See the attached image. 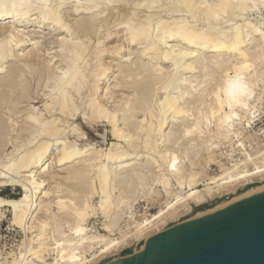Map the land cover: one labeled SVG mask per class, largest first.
<instances>
[{
    "label": "bare ground",
    "instance_id": "6f19581e",
    "mask_svg": "<svg viewBox=\"0 0 264 264\" xmlns=\"http://www.w3.org/2000/svg\"><path fill=\"white\" fill-rule=\"evenodd\" d=\"M68 5L67 0L56 3H52V0H0V12L7 13L0 15V108L4 107L3 102L8 101L7 96L20 94L14 99L19 101L10 105L11 110L19 113L18 104L21 101L29 102L30 109L24 112V119L33 128L30 133L34 130L31 134H36L30 137L29 142L26 141L27 144L24 142L19 146L16 149L18 152L11 155L7 162L0 164V183L11 181L22 188V194L16 199L0 196V219L3 208L9 206L13 223L26 234L24 249L18 254L19 260L15 258L13 264L105 262L118 256L122 250L144 244L152 233L160 231L162 225L176 219L181 213L191 212L195 205L224 198L212 208L199 211L194 216L201 217L247 198L248 190L236 195L246 186L250 189L264 184V150L258 152L257 156H245L238 162L230 163L231 166L224 164L219 174L206 179L199 178L200 174L193 169L188 171L184 164L190 161L193 165L192 156L202 150L196 145L203 146L209 153L213 152L218 147L217 141L224 135L227 137L234 133L240 136L242 132L235 128L244 119L251 123L249 115L253 112L245 114L255 99L254 86L260 78L264 79V69L261 67L262 70H258L255 66L257 62L264 61V0H77L72 8L73 14L84 13L89 15V19L80 18L74 23L64 11ZM35 15L37 23L33 24L32 16ZM29 25L36 26V31H33L37 33L46 25L58 31V52L66 60L63 68L61 61L60 65H55L56 72L52 77L54 85L48 90L49 97L45 103L47 114L36 111L37 107L32 102H36L38 96L28 95L27 89L21 87L19 82L23 75L21 72L28 67L24 66L41 59L36 53L29 55L18 52L24 45L32 44L18 29H27ZM110 25L115 30L124 31V39L129 45L141 44V57L145 59V56L148 60L122 70L126 78L124 85L133 94L115 109H110L99 93L101 81L109 76L111 69V65L105 61L106 55L120 53L124 47L121 44L107 46L106 42L113 37L114 31L109 29L104 33L102 29ZM93 36L95 41H92ZM35 41H32L33 45L37 43ZM179 43L184 47H180ZM56 56H48L49 59L45 60L49 67ZM9 63L10 66L7 65ZM166 63L169 64L168 68L163 65ZM183 73L186 76H182ZM187 73L191 75L187 76ZM177 74L182 78L177 77L179 81ZM217 76L222 78L215 82L210 93H194L197 90L200 92L202 84L208 86ZM198 78L199 85L194 84ZM157 84H161L158 88L163 93L158 99V92H155L158 91ZM183 84L186 86L183 87ZM208 96L212 98L210 102H207ZM196 102H200L199 105ZM200 105L204 108L200 109ZM195 107L199 108L200 116L193 113ZM140 112L146 113V116L137 121L135 118ZM243 112L244 115L241 114ZM79 115L88 124L107 123L117 141L113 140L107 149L80 147L76 140H72V137L82 140L86 135L78 122ZM179 118H183L180 125ZM27 126L30 128V125ZM199 139L201 142H193ZM237 141L236 147L241 150L239 147L242 143ZM54 147L58 148L55 158L60 166L83 159L85 165L78 164V169L79 165L84 167L79 173V170L73 173L74 169L67 171L82 175L85 179L88 172L93 170L95 176L92 177L97 181H89L92 184L90 190L86 187L88 192L85 194L83 188V195L76 190H71L69 194L76 184L67 188V195H54L56 198L52 204L56 205L57 211L52 208L51 202L39 201L40 197L51 195L46 189V181L38 178V174L50 170L47 162ZM144 153H147V160L142 162ZM151 164L161 171L156 178L144 174ZM73 167L76 168V165ZM11 174H16V178ZM78 178L75 181L78 182ZM151 182L152 185L148 187ZM154 184L162 186L161 190L174 198L167 200L166 207L152 217L135 221L134 225L116 236V229L121 228L123 210L131 212L138 194L143 193L146 199L151 198L156 192L153 190ZM198 184H202L203 188H198ZM84 194L85 198L82 199L80 196L84 197ZM94 194L99 197L96 203L92 200ZM42 210L46 217L36 218L44 214ZM96 210H100L105 217L103 230L107 233L92 231L88 227V218ZM61 213L70 215L73 222L64 221L65 217L59 216Z\"/></svg>",
    "mask_w": 264,
    "mask_h": 264
},
{
    "label": "rangeland",
    "instance_id": "374dc122",
    "mask_svg": "<svg viewBox=\"0 0 264 264\" xmlns=\"http://www.w3.org/2000/svg\"><path fill=\"white\" fill-rule=\"evenodd\" d=\"M57 1L58 0H52V3H56ZM76 1L77 0H67V2H69V5L66 8V10L64 9V11L68 14L69 18L72 20V23L79 21L80 18L81 19H87L89 17V15L88 16L86 14L84 15V13H81V14H79L77 16L73 14L72 8H73V5L76 3ZM81 1H85V0H81ZM67 10H69L70 15H69V12ZM36 16L37 15L32 16L33 17L32 18L33 19L32 20V23L33 24L37 23V19L35 20V17ZM85 16H86V18H85ZM252 16H257V14L256 15H252ZM99 20H97V23H98ZM27 27L30 30H28V28L25 29L26 27H22V28L21 27H18V29H20V31L22 30L21 31V34L23 33L29 39V41H30L29 43H32V44L30 46L24 45L20 49V51H18V52H22L23 54L25 53V54H29V55L30 54H33L34 55L36 53L37 56H41V59H40L41 61L38 60V61L34 62L35 65L37 64L36 65L37 66V69L35 68L36 66L34 64H31V63L26 64L24 67H27V65H28V67L27 68H24L26 70H23V72H21L24 76L21 75L22 78L19 76L20 77L19 78V82H21V87L27 89L26 92L28 93V95H30V96H32V95L38 96V99H36V102H32V105L34 104V106L37 107L36 108L37 109L36 111H38V112L42 111L43 114H47V111L45 110L46 109L45 108V103H46V101L48 100V97H49L48 96V93H49L48 90H50L51 89V86L54 85L53 84L54 83L53 82L54 79L52 77L54 75L53 73L56 72L55 67L57 65H60L61 63H64L63 66L61 65V68L65 67L66 60L61 55V53L58 52L60 50V45L57 43L59 41H56L57 40V37H58V31L52 30L51 27H49V26L46 25L43 29H41V32H43V33H41L40 31L37 33V32H34L33 31V29L34 30L36 29V26L29 25ZM106 27H105L106 29H104V28L102 29L104 33H105L106 30L108 31L109 29L112 32L114 31L113 32L114 33L113 37L106 42L107 43V46H109V47H115V46H117L119 44H121V45L124 46L122 48V51L120 50V53H114V54L113 53H109L108 55H106L105 61L108 64L111 65V69L109 71V76L107 78H105L104 80L101 81V85H100L101 88L99 89V93L101 94V98L104 99V101H105L106 104L108 103L107 106L110 109H112V108L115 109V107L118 108L120 105H122L121 103H124L123 102L124 99H128L130 97L129 95L133 94V91L132 90H129L124 85L125 84L124 83V80H126V78L124 77L125 74H124V72L122 70H125V68H129L130 65H131V67H135V66H137L140 63V61H143V60L144 61H148V60L146 59L145 56H144V58L146 60L145 59H142V57H141V53L143 51L141 44L129 45L128 41L126 42V39H124V31H122V30H115V28H113V25L106 26ZM0 29H2V28L0 27ZM26 33H28V34L26 35ZM30 39H32V40H30ZM35 40H37V41H35ZM32 41L37 42L36 44H34L35 46L33 45V42ZM92 41H95V36H93V40ZM170 44H178V43L171 42ZM179 45H180V47L181 46L184 47V45H182L181 43H179ZM177 47L179 48V46H177ZM32 50H34V51H32ZM36 51L38 52V54H37ZM47 55L50 56V58H52L53 56H56L57 55L59 58L57 56L54 57L53 60H52L51 65L49 67V65L45 61L46 59H49V58H47L48 57ZM57 59H58L59 62L56 61ZM63 60H64V62H63ZM55 61H56V63H55ZM60 61H61V63H60ZM124 61H126V62H124ZM43 62H45V63H43ZM262 62L263 63L257 62V64L255 65L258 70H262V68L264 69V65H263L264 64V61H262ZM11 63H9L7 65L10 66ZM17 63H18V61H16L15 64H17ZM47 65H48V67H47ZM163 65L164 66L166 65L167 68L169 67V64H167V63L166 64H163ZM30 66L32 67L33 70L32 69L30 70V68H31ZM25 72H27V73H25ZM177 75H178V76H176L177 81H179V79H182L181 78V75L182 76H186L184 73L181 74V75L180 74H177ZM190 75H191V73H187V76H190ZM25 76H27L26 78H28V77H31V78L30 79L29 78L26 79ZM46 76H47V78H50L51 77V79L45 78ZM217 77H216V80L210 82L208 84V86L206 84H205V86H204V84H202L203 86L199 87L200 89L202 88L201 91L198 92V90H197L194 93L196 95H198L200 93L205 94V93H207V91H208V93H210L212 91V89H214V86L216 85L215 82L216 81L219 82L221 80V78H222V77L219 76L218 77L219 79H218ZM32 78H33V80H32ZM40 78L41 79L43 78L42 79V82H41V79ZM44 79L47 80V83L45 82ZM192 79H196V77H192ZM199 79L200 78H198V80L195 81L194 84H198L199 85ZM37 81L40 83V86H39V84H38ZM26 83H28L29 86ZM46 84L47 85H50V87L48 86V88H47V85ZM212 84H213V86H212ZM256 84L257 85L254 86V89H255V99L252 102V105H251L252 107L250 106V109L252 108V110H250V109L247 110L248 111L247 113L245 111L246 114L244 112L241 113L242 115H244V114L247 115L248 113H250L249 111L253 112L251 115H249V117H250L249 120L251 121V123L248 124V121H246L247 119L246 120L244 119L242 121V124L236 126V128H235V129H238L239 128L238 129L239 132H242L240 134V136L239 135L237 136L236 134L234 135V133H231L227 137H225V135H224V137H222L220 139V141H217L218 142V147L215 148L213 152H210L209 153L207 150L203 149V146L201 148V145H196V148H199L200 150L201 149L202 150L199 151V153L196 154V156L195 155L192 156V158H194L193 159V165H191L190 161H186L184 163L186 165V169H188V171L190 169H193L194 171H196V172H198L200 174L199 175V178L204 177L206 179L208 177H211V175H217V174H219L220 171H222L221 168H222V166H224V164H226V166H231V164H228L226 162V159L224 158L225 153H227V152H231L233 155H236L235 156L236 159H237V156H239L240 159H243L245 156L249 157L250 155H252L254 157L255 155L256 156L258 155V152H260V151L263 152L262 150H264V79L263 78H260L257 81ZM159 85H161V84H157L156 87L157 88L160 87ZM182 86L185 87L186 85L183 84ZM209 86H211V87H209ZM157 88H156V90H157ZM209 89H211V90H209ZM160 90H161V88L160 89L158 88V91H155V92H158V96L156 97V95H155L156 99H158L163 94L162 91L160 92ZM259 93H260V96H259ZM19 95H17V96L15 95V97L14 96H12V97L7 96V100L8 101L5 102V103L3 102V106L4 107L0 108V111H1L0 112V121L1 122L3 121L2 124L0 123V128L2 126L5 129V130L3 128L0 129V164L1 163H4V162H7L8 158H11L15 154V152L16 153L18 152V151H16V149L18 150L19 146H21L24 142H25V144H27L26 141L30 140L31 138H33L36 135L35 134L33 136V134H31L34 130H31L32 132L30 133V129H33V128L31 127V124L24 119L25 118L26 110L28 111L30 109L29 108L30 107L29 102L26 101L27 102L26 103L25 101H21L20 104H18V109H20V112L19 113H16L15 114V111L14 110H11L12 109L11 108L12 106L10 107V105L15 104L16 101H19V99L14 100L16 97L17 98L20 97ZM211 96H208L207 97L208 98V101L207 102H210V99H212ZM11 101H13V102H11ZM198 103H200V102H196L195 104H198ZM7 108H9V109H7ZM199 108L200 109H203L204 106L200 105ZM199 108H196L195 107L193 109V113L195 114V116H200L199 113H198ZM12 111H14V112H12ZM11 112H12V114H11ZM140 113L137 115V117L135 118V120L137 119V121H140L141 119H143L146 116V113H144V112L141 113V114ZM13 114H15L14 116L17 119L13 116ZM9 117H11V118H9ZM182 119L183 118H179L178 119L179 125H180V122L182 121ZM78 122H79L80 125H82L83 130H84V132H85L86 135H85V137L82 140H80V139L77 140L78 138H74V137H72V140H74V141L76 140L77 144L80 147H88L89 146V147H93L94 149H96V148L97 149H101V147H102V149H107V148L110 147V145H111L110 143H113L112 142L113 140H114V142L117 141V140L115 141L114 136L111 135V132H110L111 129H109L110 127L107 126V123L99 122V123H90V124H88V123H86L84 121V119L81 118L80 115H79ZM24 125H25L26 128L24 127ZM27 125H30V128ZM181 127H183V126H181ZM170 128L171 127L167 128V131ZM2 130H4V131L2 132ZM22 130L23 131L25 130V131L23 132ZM26 132H28V133H26ZM17 133H19V135L21 134L20 135V138H19V135ZM23 133H25L26 136ZM1 134L3 136H1ZM28 134H30V135L28 136ZM17 135H18V138H17ZM22 135H23V138H21ZM206 135H207V133H206ZM40 137L41 136H39V138ZM23 139H25V141ZM237 140H240V142L242 143V146L240 147L241 148V151H239L237 149V147H236L237 146L236 143L238 142ZM193 142L196 143V142H201V141L199 139L197 141L196 140L195 141L193 140ZM56 149L58 150V148H55L54 147V151L55 152L53 151V153L49 157V161L47 162V164L48 163L50 164V167H49L50 168V170H49L50 173L48 171L47 173H42V174L39 173L38 174V175H40V176H38V178L44 179L46 181L45 182V185H47L46 186V189H48L50 191V193H51V195L49 197L52 196L51 198H49V197L46 198V197H43L42 196L43 198L40 197V200L39 201L40 202L43 201V203L44 202L46 203V202L49 201V202H51V205H53L52 204L53 199L55 200V198H56L54 195L57 196L58 193L59 194L61 193L62 195H64V193H65L67 195L68 192H69V190H67V188L70 189L71 188L70 186H72L73 184L74 185L76 184L75 186H77V183L79 181H81V179H82V181L79 183L81 186H79V184H78L79 187L77 186V188L75 186H72V188L70 189L69 194H71V190H76L75 192H77V193L80 192V191H81V193L82 192H85L86 187H87V189L90 190V187L92 185L91 183L93 181H94V183H97V181L95 180V177H92V175L95 176V174H94L95 172L93 170L89 171L88 172V176L86 175V177H85V179H87V180L89 179L88 181L85 180L82 175H79V174L75 175V174H73L75 172L77 173L78 170H79L78 171V173H79L81 171L80 169L84 168V167H82V165H85L84 164L85 162H83V159L81 161H79L80 163L79 162L78 163L76 162V163L68 164L66 166H60L58 164V162H56L57 161L56 160V158H57L56 157L57 156L56 155V153H57V150ZM146 154L147 153H144L142 155L141 159H143V161L142 160H140V161L145 162L147 160V156H145ZM187 162H188L189 165L187 164ZM251 163H252V161H250L249 164H251ZM78 164H82L81 166L79 165V169L77 168L78 167ZM75 165H76V168L77 169L75 167H73ZM1 167L2 166L0 165V168ZM67 169L69 171L71 169L73 171V169H74V171H73V173L72 172L70 173L69 171H67ZM160 173H161V171L159 170V168L158 167L155 168V166L153 164H151V166L149 167V170L148 171L145 170V173L144 174H146V176L149 175V177L151 176V178H156V175H158ZM25 175L27 176L28 173L27 174L25 173ZM68 175H70L72 179ZM74 175H75V177H74ZM15 176H16V174H15ZM15 176H14V174H11V177L14 178ZM80 176H82V177H80ZM87 177H90L91 180H90V178H87ZM23 178H25V176H23ZM67 178L71 182L73 180L75 181V179H77V178L79 180H78V182L76 180L75 181L76 183H74V181H73V183H71ZM89 181L91 183H89ZM1 182H2V180H1ZM2 183H0V196L2 198H6V199H16V198L20 197V195L22 194V188H21L20 185H14L13 183H11V181H10V183L9 182L8 183H4V184H2ZM69 183L71 185H68ZM85 183H87V184H85ZM174 183L173 184L176 187L177 184H176V182H174ZM82 184H84L83 185L84 187L82 186ZM86 185H88V186H86ZM151 185H152V182L149 184L148 187H150ZM80 187H82V189ZM175 187L173 188L174 190H176ZM197 187L198 188H203V185L202 184H198ZM62 188H63V191H62ZM161 189H162V186H159V185L154 184L153 185V190H155L156 192L154 193V195L152 194V197L151 198L149 196V199H148V197L146 199V197L143 196V193L138 194L139 197L136 198V200L133 201L131 212L130 213L129 212L126 213L125 211L127 209H124L125 211L123 210V212L121 213V215L123 214L122 215L123 218L120 221V222H122L120 224V227L121 228L116 229V233H117L116 236L120 235V231L126 230L128 227L134 225L135 221H141V220H143L146 217H149L150 218V217H152V215L158 213V211L161 208H165L166 207V202L171 201L174 197H171L172 195L171 196H167ZM247 190H248V188L241 189L238 192V194H236V195H240V194L246 192ZM87 192L88 191L86 190L85 194ZM85 194H84V197L83 196H80L81 194L79 196L82 199H84L85 198ZM82 195H83V193H82ZM93 198H92L93 202L96 203L99 200L98 194H94ZM222 200H224V198H222V199L221 198H214L213 200H211V201H209V202H207L205 204L195 205L193 207V209H192L191 212H189V213H181L176 219L170 220L167 224L162 225L160 231L165 230V229H167V228H169V227H171V226H173L175 224H178V223H180L182 221H185V220L194 218L195 214L198 213L199 211L206 210V209H208L210 207L212 208L214 205H216L218 203V201H222ZM52 208L55 209V211L58 210V208H56V205L55 204L53 205ZM42 213H44V214L38 215L36 218H38L40 216H41L40 219L45 218L47 214L44 211ZM64 214L67 215V216H65ZM12 215H13V213H12L11 208L9 206H6V207L3 208V216L0 219V264H13V260L15 258H18V260H19L18 254H19L20 251H22L24 249L23 248V245H24V240H25L26 234H25V232L21 228L17 227L13 223V216ZM59 216L60 217L63 216V218L65 217L63 219L64 221L73 222L72 221V217L70 215L66 214V213H61ZM130 217H133V218H130ZM67 218H69V220ZM133 219H134V221H133ZM35 222H37V221L35 220ZM87 222H88V227L91 228L92 231H94V229H95V231H99L101 233H107L105 230H103V226H104V223H105V217L103 216L102 213L100 214V210H96L95 213H93L88 218V221ZM117 230H119V231H117ZM160 231L154 232V233H152V235H154V234H156V233H158ZM28 235L31 236L30 233ZM121 252H119V253H121Z\"/></svg>",
    "mask_w": 264,
    "mask_h": 264
},
{
    "label": "water",
    "instance_id": "95a60500",
    "mask_svg": "<svg viewBox=\"0 0 264 264\" xmlns=\"http://www.w3.org/2000/svg\"><path fill=\"white\" fill-rule=\"evenodd\" d=\"M98 264H264V184L248 189L247 198L175 224Z\"/></svg>",
    "mask_w": 264,
    "mask_h": 264
},
{
    "label": "built area",
    "instance_id": "2783aa9c",
    "mask_svg": "<svg viewBox=\"0 0 264 264\" xmlns=\"http://www.w3.org/2000/svg\"><path fill=\"white\" fill-rule=\"evenodd\" d=\"M235 146V145H234ZM241 147V146H240ZM239 147V148H240ZM236 148V147H235ZM238 149V148H237ZM239 150V149H238ZM239 151H241V150H239ZM235 156L236 155H233L231 152H227V153H225V156H224V158L226 159V162L228 163V164H230V163H234V162H238L239 160H240V158H239V156H237V159L235 158Z\"/></svg>",
    "mask_w": 264,
    "mask_h": 264
},
{
    "label": "snow or ice",
    "instance_id": "6c2138e0",
    "mask_svg": "<svg viewBox=\"0 0 264 264\" xmlns=\"http://www.w3.org/2000/svg\"><path fill=\"white\" fill-rule=\"evenodd\" d=\"M7 13H4V12H0V15H6Z\"/></svg>",
    "mask_w": 264,
    "mask_h": 264
}]
</instances>
